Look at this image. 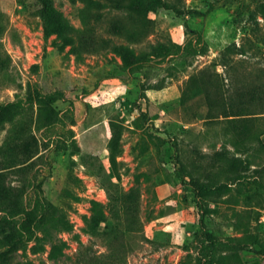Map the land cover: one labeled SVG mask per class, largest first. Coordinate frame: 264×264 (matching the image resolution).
<instances>
[{
  "label": "rangeland",
  "instance_id": "374dc122",
  "mask_svg": "<svg viewBox=\"0 0 264 264\" xmlns=\"http://www.w3.org/2000/svg\"><path fill=\"white\" fill-rule=\"evenodd\" d=\"M51 1L0 0V264H264V0ZM39 183L69 226L15 239Z\"/></svg>",
  "mask_w": 264,
  "mask_h": 264
},
{
  "label": "trees",
  "instance_id": "16d2710c",
  "mask_svg": "<svg viewBox=\"0 0 264 264\" xmlns=\"http://www.w3.org/2000/svg\"><path fill=\"white\" fill-rule=\"evenodd\" d=\"M39 7L40 14L45 20L51 22L56 21L57 24L65 23L64 15L61 13V11L57 9V7L52 3L51 0H39ZM160 8L174 9L178 13H183V9L177 7L175 4L167 0H144L143 9L145 11H154ZM195 13L202 16L207 14V12H203L200 10H196ZM199 39L204 40V44H206L205 37L202 33H199ZM182 51L197 55L204 52V46H201L200 43H196L195 39L193 38L185 44L179 42H172L161 46L159 50V57L163 59L169 55L178 54ZM151 56L152 55H149L147 60H150L152 58ZM40 97H49L52 98L53 101L64 100L70 102L69 107L64 112H61L60 110L56 111L54 121L52 122L53 125L58 124L60 122L65 123V118H69L72 123L76 120L78 96L68 97V95L63 89H56L49 93L42 94ZM24 102V99L20 98L15 101L9 102L8 104H3L1 106L2 109L21 107L24 105ZM195 184L201 197H205L208 193L212 192L213 190L212 185H209L206 182L199 180L195 181ZM31 203V210L35 215V221L32 227L28 230L22 227H17L16 233L14 235L15 239L20 238L26 241H30L36 237L38 231H49L52 228L59 227L60 225L64 227L69 226V223L65 221L63 217L56 214L53 203L48 199L44 192V189L42 188V183H39L36 186V191L31 198ZM201 220L203 226H205L204 218H202ZM205 231L207 239L209 240L211 246L214 245L215 241L213 235L209 231Z\"/></svg>",
  "mask_w": 264,
  "mask_h": 264
}]
</instances>
